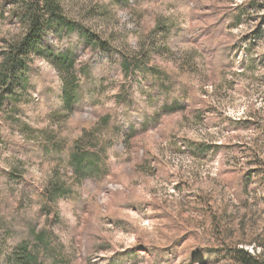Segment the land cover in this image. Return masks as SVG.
Wrapping results in <instances>:
<instances>
[{"label": "rangeland", "instance_id": "374dc122", "mask_svg": "<svg viewBox=\"0 0 264 264\" xmlns=\"http://www.w3.org/2000/svg\"><path fill=\"white\" fill-rule=\"evenodd\" d=\"M25 1L0 0V63L27 31ZM60 3L107 42L77 44L96 105L66 109V74L41 56L28 88L0 87V264L38 233L65 264H243L237 250L264 262V0ZM127 58L142 59L136 73ZM109 113L121 132L103 124ZM90 136L105 145L101 176L79 179L46 151ZM61 185L69 192L52 201Z\"/></svg>", "mask_w": 264, "mask_h": 264}, {"label": "trees", "instance_id": "16d2710c", "mask_svg": "<svg viewBox=\"0 0 264 264\" xmlns=\"http://www.w3.org/2000/svg\"><path fill=\"white\" fill-rule=\"evenodd\" d=\"M120 3L128 5L130 0H118ZM253 0H249L252 4ZM248 2V1H247ZM245 5L248 3H244ZM242 9V8H241ZM241 10L239 14L243 13ZM19 18L27 24V31L20 41L8 45L9 48L3 53V60L0 63V87L13 89L20 87L28 88L29 71L32 68V60L34 56H41L52 60L53 64L63 71L65 76L63 102L69 111L77 110L82 101H90L96 105L93 100L92 92L85 94L83 82L88 80L91 72L89 65L83 66L80 70V79L76 73V63L78 59L77 44L91 47L94 51H102L107 46L97 34L92 33L78 22L69 21L64 14L60 0H26L20 13ZM55 32L61 36H74L73 46L67 49L58 50L54 44L48 40V34ZM142 59L135 60L126 59L123 67L127 75L136 73L141 68ZM83 78V80H82ZM81 80V81H80ZM5 98L0 96V104L4 103ZM175 103L166 105L168 111L175 110ZM127 116L133 113L125 112ZM142 117V128L148 127L149 120ZM131 119V118H130ZM113 120V121H112ZM114 115L109 113L103 117V124L108 125L112 121L114 123V132L119 133L122 123H115ZM140 124V125H141ZM139 126V125H138ZM130 133L137 130V125L131 123ZM90 136L88 144L83 145L82 140H78L74 147L66 149L61 143H54L46 151L56 153L61 158H66V162L74 175L79 179L87 177L101 176L107 168L104 166L103 150L105 145L100 143V139ZM70 188L67 186H56L49 191V198L55 201L59 196L67 194ZM0 254H3L0 251ZM13 264H65L59 260L49 261L50 257H56L51 250L49 241L45 233H38L32 243L24 242L16 248L12 254ZM236 257L243 264H264L251 253L244 250H237Z\"/></svg>", "mask_w": 264, "mask_h": 264}]
</instances>
